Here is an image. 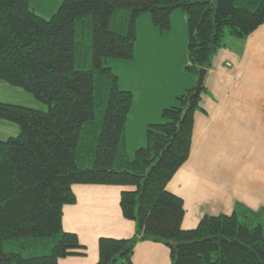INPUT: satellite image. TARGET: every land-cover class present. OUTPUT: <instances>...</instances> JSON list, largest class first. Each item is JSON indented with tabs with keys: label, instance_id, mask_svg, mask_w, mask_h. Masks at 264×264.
<instances>
[{
	"label": "trees",
	"instance_id": "trees-1",
	"mask_svg": "<svg viewBox=\"0 0 264 264\" xmlns=\"http://www.w3.org/2000/svg\"><path fill=\"white\" fill-rule=\"evenodd\" d=\"M181 11L187 65L209 70L224 38L242 39L264 23V0H63L44 19L30 0H0V82L30 94L45 111L0 102V120L19 132L0 141V264H59L80 246L61 226L71 186H131L122 216L129 239L100 238L96 264H133L138 242L166 246L171 264H264V208L236 204L231 214L204 215L184 230L183 200L167 184L188 160L195 113H205L194 88L147 126L144 147L130 158L125 125L133 103L108 59L132 61L136 20L148 14L161 34Z\"/></svg>",
	"mask_w": 264,
	"mask_h": 264
},
{
	"label": "crops",
	"instance_id": "crops-1",
	"mask_svg": "<svg viewBox=\"0 0 264 264\" xmlns=\"http://www.w3.org/2000/svg\"><path fill=\"white\" fill-rule=\"evenodd\" d=\"M139 21L147 24L152 35L147 46H155L156 40L163 45L177 42L186 46V18L181 11L172 13L170 30L163 34L145 14L135 22L137 34ZM174 22H177V35ZM225 39V47L213 57L204 79L206 94L201 105L205 113H195L189 158L167 184V190L183 200L184 230L196 227L204 215H229L236 204L252 210L264 208V23L245 38ZM141 63L145 69L152 66L146 64L147 59ZM193 84L181 85L182 90L194 88ZM179 93L169 91L165 105L159 94L153 97L155 101L150 106L140 104L136 110L133 101L125 125L126 149L132 115L144 132H138L139 147H144L146 127L160 122L161 109L174 106ZM208 140L207 164L202 152ZM133 190L131 186L72 185L75 203L62 207L61 226L64 232L76 235L82 249L75 252L82 255L61 258L58 263L96 264L100 238H131L135 224L122 216L119 202L122 191ZM132 263L171 264L170 251L159 243L138 242Z\"/></svg>",
	"mask_w": 264,
	"mask_h": 264
},
{
	"label": "rangeland",
	"instance_id": "rangeland-1",
	"mask_svg": "<svg viewBox=\"0 0 264 264\" xmlns=\"http://www.w3.org/2000/svg\"><path fill=\"white\" fill-rule=\"evenodd\" d=\"M62 1L63 0H30V6L35 8L36 14L44 19H49L56 12ZM145 16L150 20L148 14H145ZM138 27L137 41L134 46L135 59L133 61L108 59L106 62V66L119 78V89L132 93L134 110L140 107V104L142 106L143 104L150 106L154 103L155 99L153 97L157 94L164 98L163 105H165L167 103L166 96L169 91L173 93L181 91V93H183L184 91L181 85L188 87L190 82H192V84L194 83L193 85H195L196 82V79L194 78V82L192 76L184 69L187 65L186 46H179L177 42L163 45V42L161 43L158 40L155 41V46H147L149 37L152 36L149 32V27H147V24H144L143 21H139ZM173 28L177 35V22H174ZM225 38H227V36ZM150 57L152 58V62ZM146 59V64L151 63L152 65L147 69L143 66L144 63H141V61ZM0 101L42 111L47 109L45 104L37 101L30 94L20 89L4 85L1 82ZM176 105L177 103L175 101L174 106ZM169 106H167V108ZM18 132L19 128L15 124L0 120V141L16 136ZM138 132L144 133L133 114L127 130L128 142L126 150L130 158H133L134 152L140 148L139 145L141 142L138 140ZM205 147H207L209 151ZM202 153L204 155V160H207L208 164L210 159L209 140L205 142Z\"/></svg>",
	"mask_w": 264,
	"mask_h": 264
},
{
	"label": "water",
	"instance_id": "water-1",
	"mask_svg": "<svg viewBox=\"0 0 264 264\" xmlns=\"http://www.w3.org/2000/svg\"><path fill=\"white\" fill-rule=\"evenodd\" d=\"M206 73H207V70H205V69L199 70L197 78H196V83L194 86L193 93L189 97V102H191L201 92V89H202L203 84H204V79H205Z\"/></svg>",
	"mask_w": 264,
	"mask_h": 264
}]
</instances>
